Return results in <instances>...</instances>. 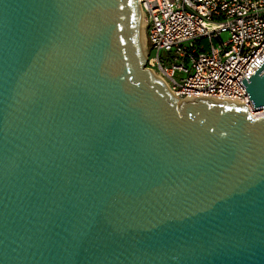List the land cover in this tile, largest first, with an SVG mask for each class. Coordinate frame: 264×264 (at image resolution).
I'll return each instance as SVG.
<instances>
[{"label": "water", "instance_id": "95a60500", "mask_svg": "<svg viewBox=\"0 0 264 264\" xmlns=\"http://www.w3.org/2000/svg\"><path fill=\"white\" fill-rule=\"evenodd\" d=\"M0 264H264V116L178 100L137 0H0Z\"/></svg>", "mask_w": 264, "mask_h": 264}, {"label": "built area", "instance_id": "2783aa9c", "mask_svg": "<svg viewBox=\"0 0 264 264\" xmlns=\"http://www.w3.org/2000/svg\"><path fill=\"white\" fill-rule=\"evenodd\" d=\"M137 1L146 67L178 100L227 101L264 116L241 83L264 61V0Z\"/></svg>", "mask_w": 264, "mask_h": 264}, {"label": "bare ground", "instance_id": "6f19581e", "mask_svg": "<svg viewBox=\"0 0 264 264\" xmlns=\"http://www.w3.org/2000/svg\"><path fill=\"white\" fill-rule=\"evenodd\" d=\"M144 25H145V21H144L142 15L140 14V29H141V39H142V44H143V45H144V43H145ZM151 74H152L154 77H156V78H158V79L161 80V78H160L158 75H156L155 73H152V72H151Z\"/></svg>", "mask_w": 264, "mask_h": 264}]
</instances>
